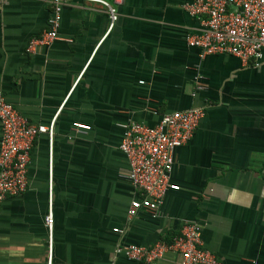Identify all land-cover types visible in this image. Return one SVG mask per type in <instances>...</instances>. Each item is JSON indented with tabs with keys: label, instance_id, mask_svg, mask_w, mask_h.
Masks as SVG:
<instances>
[{
	"label": "crops",
	"instance_id": "1",
	"mask_svg": "<svg viewBox=\"0 0 264 264\" xmlns=\"http://www.w3.org/2000/svg\"><path fill=\"white\" fill-rule=\"evenodd\" d=\"M189 1L125 0L109 31L103 4L62 0L59 38L31 53L52 5L0 0V93L30 122L55 121L52 142L46 132L35 138L27 189L1 204L0 264H174L173 251L149 263L117 247L153 245L192 221L223 264H264V52L258 65L203 55L187 43L202 28L183 7ZM192 107L204 115L175 149V187L155 215H130L142 191L120 148L122 125L154 126L164 113ZM1 140L0 122V148Z\"/></svg>",
	"mask_w": 264,
	"mask_h": 264
},
{
	"label": "built area",
	"instance_id": "2",
	"mask_svg": "<svg viewBox=\"0 0 264 264\" xmlns=\"http://www.w3.org/2000/svg\"><path fill=\"white\" fill-rule=\"evenodd\" d=\"M44 1L52 5L53 11L48 28L29 41L27 51L31 53L39 46H48L59 38L62 0ZM87 1H95L108 8L110 31L119 17L118 6L125 0ZM183 7L202 25L200 31L187 35L190 46L199 47L203 55L231 54L243 63H260L264 52V0H191ZM203 115L202 107H192L164 113L154 126L138 121L122 125L125 133L120 148L128 159L132 183L142 191V197L132 201L130 215H135L140 208L147 209L153 215L157 213L168 190L175 187L171 181L175 149L191 139ZM0 122L1 208L7 196L19 195L27 189V171L35 138L39 133L46 132L52 142L55 121L49 126L30 122L0 93ZM76 127L84 130L89 129L90 125L77 123ZM53 204L54 186L51 179L49 207L45 216L50 263L55 222ZM114 230L123 231L118 227ZM201 233L200 223L187 222L171 242L160 239L150 246L135 243L119 245L117 252L130 259L149 263H157L169 251H173L179 256L174 264H223L215 253L204 247Z\"/></svg>",
	"mask_w": 264,
	"mask_h": 264
},
{
	"label": "trees",
	"instance_id": "3",
	"mask_svg": "<svg viewBox=\"0 0 264 264\" xmlns=\"http://www.w3.org/2000/svg\"><path fill=\"white\" fill-rule=\"evenodd\" d=\"M179 234H177V235H179ZM177 235L166 234L164 237L161 238V240H165L167 242H171Z\"/></svg>",
	"mask_w": 264,
	"mask_h": 264
}]
</instances>
